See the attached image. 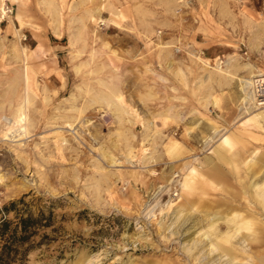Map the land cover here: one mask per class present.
I'll return each mask as SVG.
<instances>
[{
	"label": "rangeland",
	"instance_id": "374dc122",
	"mask_svg": "<svg viewBox=\"0 0 264 264\" xmlns=\"http://www.w3.org/2000/svg\"><path fill=\"white\" fill-rule=\"evenodd\" d=\"M248 66L264 0H0V220L34 221L12 264H264Z\"/></svg>",
	"mask_w": 264,
	"mask_h": 264
},
{
	"label": "bare ground",
	"instance_id": "6f19581e",
	"mask_svg": "<svg viewBox=\"0 0 264 264\" xmlns=\"http://www.w3.org/2000/svg\"><path fill=\"white\" fill-rule=\"evenodd\" d=\"M4 1V0H3ZM21 17V16H20ZM17 18V20H18V23H19V26L20 27H22L23 25H25V24H28V23H26V22H23V21H21L20 19L21 18H19L18 16L16 17ZM23 18V17H22ZM80 20V19H79ZM25 23V24H24ZM112 53H114V52H112ZM249 67V66H248ZM250 68V67H249ZM26 77V76H25ZM25 82V91H26V93H28L29 92V89H30V84H29V82H28V79H27V77L25 78V80H24ZM243 83V85H244V87L245 88H247V89H249L250 91H247V92H245L244 90H242V95L241 96H239V97H241V99H240V101H241V104H243L242 106H244V105H248L249 104V106L248 107H250V106H252L254 109H255V111L254 112H257V113H255V114H253V115H251L252 117H250L252 120H256L257 122H259V121H261L262 120V116L264 115V74L261 72V71H259V70H257V71H255V70H253V69H251L250 68V70H249V74H248V78H247V81L246 82H242ZM11 84V83H10ZM11 86H12V84H11ZM89 86V85H88ZM239 86L241 87V85L239 84ZM241 89H242V87H241ZM258 93L261 95V101H263V103H258V98H257V95H258ZM26 96V95H25ZM24 96V98H22V100H21V103H20V105H18L19 107H17V109H16V111L14 112V115H13V125H15L14 126V128L12 129V131H10V133H6L4 136H7L8 138H20V137H22V136H25V135H28V133H29V130H30V128H31V124H30V122H29V124L27 125V124H25V120L24 119H22L21 118V116H20V114L21 113H23V111H24V109H25V107H27L28 105H29V102H28V98L27 97H25ZM115 97H116V99H117V101H118V104L120 103V104H122L123 103V101H122V98L123 97H121V95L119 94V93H116V95H115ZM114 97V98H115ZM216 100V99H215ZM116 101V102H117ZM215 103V101L213 102V104ZM251 107V108H252ZM246 108V107H245ZM245 108H243V109H245ZM251 108H249V109H251ZM256 108H260V109H256ZM246 110V109H245ZM248 110V109H247ZM246 110V111H247ZM246 113V112H245ZM247 113H249V112H247ZM252 113V112H251ZM26 117V116H25ZM28 119V118H27ZM28 122V121H27ZM19 125V127H16V126H18ZM11 136V137H10ZM2 137H3V135H2ZM5 138V137H4ZM233 142H235V141H233L232 140V142L230 141V140H227V138H224L223 139V141H222V144L223 145H225L228 149H229V151L232 149V146L231 145H233L232 143ZM172 145V144H171ZM174 145V144H173ZM172 145V146H173ZM174 147H175V145H174ZM174 147H173V149H174ZM176 149V148H175ZM224 149V148H223ZM180 150V149H179ZM178 151V150H177ZM176 151V152H177ZM167 152H168V150H167ZM177 155V154H176ZM234 156H235V154H234ZM173 157V156H172ZM218 159L221 161V162H223V163H228V164H230V165H236L237 164V162L239 161V159L237 160V159H231V158H229V157H227V155H225L224 153H218ZM239 157V156H238ZM234 158V157H233ZM232 161H236V162H232ZM238 165V164H237ZM249 165V164H248ZM235 168H236V166H235ZM155 173V172H154ZM221 172L219 171V169L218 168H214L213 169V171H212V173L210 174L211 175V178H213L214 179V181H218V179H217V177L219 176V174H220ZM170 183V182H169ZM170 206H173V205H170ZM228 222H230V221H228ZM254 222V221H253ZM236 225H238L237 227H235V230H236V232H240V231H243L244 229L245 230H247V232H250L251 230H252V227H253V224L252 223H250V222H245V223H237ZM213 227V226H212ZM250 230V231H249ZM208 234V233H207ZM220 242H222V244L224 245V246H227V244L229 243V239L228 240H220ZM209 245L211 246V248H212V250H214V245L212 244V243H209ZM222 245V249L224 250V252H225V254L229 257L230 255H228L227 253H226V248L224 247ZM228 264H230V262L228 263Z\"/></svg>",
	"mask_w": 264,
	"mask_h": 264
},
{
	"label": "trees",
	"instance_id": "16d2710c",
	"mask_svg": "<svg viewBox=\"0 0 264 264\" xmlns=\"http://www.w3.org/2000/svg\"><path fill=\"white\" fill-rule=\"evenodd\" d=\"M21 200L17 203H11L10 207L14 208L17 204H21ZM3 213L8 212V208L2 209ZM31 217H19L16 224H12L4 218L0 220V264H12L18 260H24L25 251L23 246L27 244L33 224Z\"/></svg>",
	"mask_w": 264,
	"mask_h": 264
},
{
	"label": "built area",
	"instance_id": "2783aa9c",
	"mask_svg": "<svg viewBox=\"0 0 264 264\" xmlns=\"http://www.w3.org/2000/svg\"><path fill=\"white\" fill-rule=\"evenodd\" d=\"M257 98H258V103H263V101H261V95L258 93V95H257Z\"/></svg>",
	"mask_w": 264,
	"mask_h": 264
}]
</instances>
